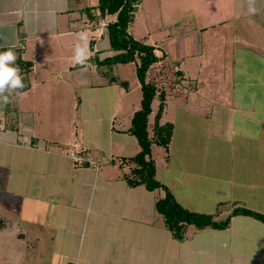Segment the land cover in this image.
Here are the masks:
<instances>
[{
	"label": "crops",
	"instance_id": "crops-1",
	"mask_svg": "<svg viewBox=\"0 0 264 264\" xmlns=\"http://www.w3.org/2000/svg\"><path fill=\"white\" fill-rule=\"evenodd\" d=\"M98 4L0 0V51L11 48L16 61L33 63L28 73L19 67L24 95L13 92L0 107V264H264V222L236 215L227 228L189 225L177 239L156 209L165 191L128 184L136 166L130 158L141 148L128 129L142 90L130 100V83L111 82L90 60L118 52L107 30L117 14L100 17ZM129 31L153 44L159 58L147 75L157 86L149 134L161 91L160 123L174 124L169 147L152 146L156 177L193 211L220 219L236 205L264 212V107L255 92L264 0H141ZM80 33L91 53L84 64L73 60ZM234 71L243 72L236 95L229 88ZM105 99L110 147L100 141V124L94 139L84 126L92 109L103 118ZM66 103L72 110L63 121L55 104ZM192 117L205 119L208 143L191 142ZM178 138L188 141L173 148ZM72 146L95 164L76 165Z\"/></svg>",
	"mask_w": 264,
	"mask_h": 264
},
{
	"label": "trees",
	"instance_id": "trees-1",
	"mask_svg": "<svg viewBox=\"0 0 264 264\" xmlns=\"http://www.w3.org/2000/svg\"><path fill=\"white\" fill-rule=\"evenodd\" d=\"M141 0H99L96 7L99 9L100 17L107 14H117L115 21L107 24L110 45L113 50L118 51L112 56L100 59L99 56H91L90 60L96 64L98 69L109 78L111 82L128 87L129 81L122 80L114 74L113 65L118 63H136V75L141 84L142 99L141 107L138 109L131 120L128 131L133 134L140 145V150L130 158L136 163L132 169L133 175L127 176L130 186L144 185L148 190L163 189V196L156 201L157 212L164 219L165 225L172 235L177 239H183L189 225H194L198 229L207 227L224 229L227 228L232 218L236 215L252 216L264 222V212L256 211L242 205H236L225 218H217L212 213L193 211L184 207L175 197L172 190L156 177L157 164L152 156V146L157 144L165 148L171 142L174 124L171 122L160 123V119L166 105V95L164 91L159 94L160 104L155 116L153 136H150L148 125L149 116L152 113V102L157 95V86L152 81L147 80L150 67L159 58L155 52L156 47L144 40L137 39L130 31V25L135 18L137 5ZM4 48L0 52L6 51ZM25 64V66H24ZM31 61H26L22 57L18 58L15 66L21 67L22 72L28 73L32 67ZM89 163H86L87 165ZM72 264V263H68Z\"/></svg>",
	"mask_w": 264,
	"mask_h": 264
},
{
	"label": "rangeland",
	"instance_id": "rangeland-1",
	"mask_svg": "<svg viewBox=\"0 0 264 264\" xmlns=\"http://www.w3.org/2000/svg\"><path fill=\"white\" fill-rule=\"evenodd\" d=\"M260 63V64H259ZM259 63H257L255 65V71L257 70V66H259V69L257 70V75H260V80H261V83L259 85H255V92L256 94H259L261 96V104H262V107H264V62L260 59ZM114 74H116L117 76H120L121 78L129 81L130 85H131V90H130V93H129V98L130 100L134 101V100H138V98L141 96V89L139 87V80L137 78V75L135 74V66H134V63H126V64H120L117 66V69L113 71ZM233 76H231L230 80V91H231V94L233 93L234 95H236V91H237V85H236V82H237V78H241L240 76L243 74L242 73H238L236 71L232 72ZM259 77H257L259 79ZM154 79L156 77H153ZM260 82V81H259ZM113 86V85H112ZM116 86L118 87V85L116 84ZM116 87V88H117ZM105 96H107V92L103 93ZM44 105V104H43ZM89 104H83V107H87ZM55 106H58L59 108L57 109L60 113H57L56 112V116L58 117H70L71 116V112L69 110H67L68 108H70L72 110V107H71V104L70 103H66V104H55ZM91 107V106H90ZM93 107V105H92ZM109 102L107 99H105V102H104V109L102 110V115H103V118L100 119L96 116V111L95 109L89 113V114H86L85 116V129H87V136H89V138H93L92 136L96 135L94 133V128L93 127H98L97 124H100V132H101V143L103 145H106L107 147H110V144L108 142H105V138H107L108 136V129H109V126L111 124V120L109 118ZM155 109H157V104L155 106ZM159 109V108H158ZM101 112V111H100ZM193 118V117H192ZM63 121H66L67 118H63ZM191 123H194L192 124L191 127L189 128H192L193 131H195V133L192 135V139H191V142L192 143H195V144H204V143H208L209 142V134H205V130H204V121L205 119H199V118H193V119H188ZM185 119H182V120H178V132L184 134L186 132V130H188V128H185ZM199 123H202L203 126H198L197 124ZM153 127V132H154V125H155V121L154 123L152 122L151 124ZM83 126V127H84ZM97 129V128H96ZM98 133V131H97ZM152 136H153V133H152ZM94 139V138H93ZM213 139V138H212ZM188 140H185V141H180L179 138L177 141H175L174 145H176V147H173V148H177L178 144H184V142H187ZM214 142H220L218 139H214L213 140ZM198 147V146H197ZM199 148V147H198ZM72 149H80L79 147L77 146H72L71 148L69 147L68 148V151L70 154H72ZM80 150H83L82 148ZM86 151V149L84 150ZM88 153V156L91 158L92 162H90V164H95L96 162V157L93 156L90 152L86 151ZM130 176L133 175V172H131L129 174ZM48 258V257H47ZM40 264H45V263H40Z\"/></svg>",
	"mask_w": 264,
	"mask_h": 264
},
{
	"label": "clouds",
	"instance_id": "clouds-1",
	"mask_svg": "<svg viewBox=\"0 0 264 264\" xmlns=\"http://www.w3.org/2000/svg\"><path fill=\"white\" fill-rule=\"evenodd\" d=\"M254 3V0H251ZM249 11L255 14V7H250ZM78 42L75 45V55L73 60L77 64H84L90 57L91 53L88 50V35L87 33L78 34ZM16 54L9 48L6 51L0 52V107L7 106L11 101L9 97L13 92L18 96H23L24 93L19 90L25 87L23 77L20 74L21 70L15 66Z\"/></svg>",
	"mask_w": 264,
	"mask_h": 264
},
{
	"label": "built area",
	"instance_id": "built-area-1",
	"mask_svg": "<svg viewBox=\"0 0 264 264\" xmlns=\"http://www.w3.org/2000/svg\"><path fill=\"white\" fill-rule=\"evenodd\" d=\"M74 162L78 166H84L86 163L92 162L91 158L88 156V153L80 149H72L71 154Z\"/></svg>",
	"mask_w": 264,
	"mask_h": 264
}]
</instances>
